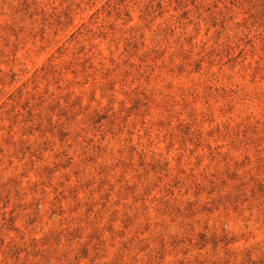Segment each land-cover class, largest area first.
Instances as JSON below:
<instances>
[{"label":"rangeland","instance_id":"rangeland-1","mask_svg":"<svg viewBox=\"0 0 264 264\" xmlns=\"http://www.w3.org/2000/svg\"><path fill=\"white\" fill-rule=\"evenodd\" d=\"M0 264H264V0H0Z\"/></svg>","mask_w":264,"mask_h":264}]
</instances>
